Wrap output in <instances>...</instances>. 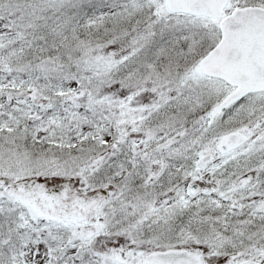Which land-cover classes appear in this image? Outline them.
Listing matches in <instances>:
<instances>
[{"label":"snow or ice","instance_id":"snow-or-ice-1","mask_svg":"<svg viewBox=\"0 0 264 264\" xmlns=\"http://www.w3.org/2000/svg\"><path fill=\"white\" fill-rule=\"evenodd\" d=\"M0 264H264V0H0Z\"/></svg>","mask_w":264,"mask_h":264}]
</instances>
